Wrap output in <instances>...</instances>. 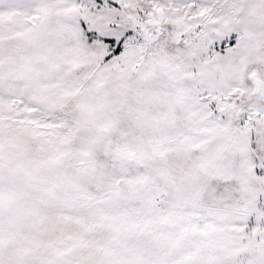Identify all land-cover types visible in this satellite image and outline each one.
Listing matches in <instances>:
<instances>
[{"label":"snow or ice","instance_id":"snow-or-ice-1","mask_svg":"<svg viewBox=\"0 0 264 264\" xmlns=\"http://www.w3.org/2000/svg\"><path fill=\"white\" fill-rule=\"evenodd\" d=\"M0 264H264V0H0Z\"/></svg>","mask_w":264,"mask_h":264}]
</instances>
